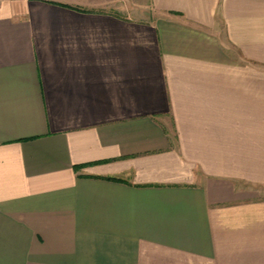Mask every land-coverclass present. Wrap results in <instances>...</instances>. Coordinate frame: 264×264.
Wrapping results in <instances>:
<instances>
[{
	"label": "crops",
	"instance_id": "crops-1",
	"mask_svg": "<svg viewBox=\"0 0 264 264\" xmlns=\"http://www.w3.org/2000/svg\"><path fill=\"white\" fill-rule=\"evenodd\" d=\"M0 264H264V0H0Z\"/></svg>",
	"mask_w": 264,
	"mask_h": 264
},
{
	"label": "rangeland",
	"instance_id": "rangeland-1",
	"mask_svg": "<svg viewBox=\"0 0 264 264\" xmlns=\"http://www.w3.org/2000/svg\"><path fill=\"white\" fill-rule=\"evenodd\" d=\"M129 14L134 17H145L146 19H151V16L149 13H139V12L134 11V12H130Z\"/></svg>",
	"mask_w": 264,
	"mask_h": 264
}]
</instances>
